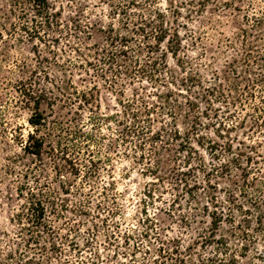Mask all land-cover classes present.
<instances>
[{
	"label": "rangeland",
	"instance_id": "rangeland-1",
	"mask_svg": "<svg viewBox=\"0 0 264 264\" xmlns=\"http://www.w3.org/2000/svg\"><path fill=\"white\" fill-rule=\"evenodd\" d=\"M49 1L52 12L60 14L58 21L63 25L74 28L77 22L82 25L99 22V27H105L109 22L106 18L108 8L100 0ZM203 1V13L194 15L188 26L198 40L188 37V42L184 43L190 62L189 75H198L205 88H215L212 96H208L210 103L204 104L200 98L205 91L194 90L198 104H201L200 111L204 110L220 121L229 114L237 116L235 121L246 120L248 128L239 125L232 133V137L237 138L232 144L234 149L231 154L224 155L235 156L237 148L253 156L260 153L263 158L257 159L264 169V123L258 122L262 128L256 124L257 114L251 108L256 105L264 110L261 102L264 101V84H256L258 79H264V0ZM20 11L13 0H0V264H30L28 260L40 264H131L129 254L137 244H141L142 253L135 258V264H143L145 249L150 248L154 254L160 244L153 232H150L152 239L149 241L142 237L150 225L144 222L146 216L142 214L145 207L143 190L150 180L141 175L142 167L133 162V152L125 156L130 146L119 139L118 131L122 128L110 118L115 114L122 116L118 102L123 97L107 90L92 70L89 75L75 66L83 61L70 48V45L81 46L76 38H64L56 29L49 31L47 28L41 30L42 39L31 38L20 29ZM29 14L33 15V12ZM89 33L93 39L84 40V45L104 44V35L96 28ZM250 49L253 53L247 56ZM83 51L87 52L84 48ZM170 66L178 70L172 60ZM69 83L79 91L88 90L97 83L99 93L95 105L100 108L89 106L91 111L87 107L79 108L78 103L64 106L60 102L51 103L55 97L62 96L60 91L75 99L74 88H70ZM124 90L126 98H132L135 90L142 93L138 84L128 85ZM221 91L224 97L220 96ZM252 93L254 98L250 97ZM27 94L32 96L31 100ZM37 99L41 101V112L49 117V121L64 120L73 129L77 127L93 134L94 139H73L68 153L54 156L47 142L42 157L29 155L22 143L31 131L28 120L36 112ZM148 101L157 102L155 99ZM180 101L186 102L185 98ZM243 106H246L244 110ZM260 115L264 119V113ZM92 117H105L108 121H100L97 126L96 121L90 119ZM211 121L217 123L216 118ZM51 142L57 147V138ZM62 157H66L68 163ZM206 157L210 163L209 155ZM95 169L100 174L91 177ZM29 189L45 198L47 218L55 231L51 238L43 234L41 246L33 245L31 250L26 248L29 236L18 237L20 228L15 222L26 203L20 193L24 191L26 195ZM161 192L157 193L156 205L148 206V216L157 220V232L169 241L182 236V230L163 212L168 208L170 197ZM171 227L173 231L168 232ZM199 227L194 226L188 235L182 236L184 245L198 240L196 231ZM228 232L230 227L225 224L218 236ZM255 235L259 244L262 243L261 235ZM126 236L131 237L127 243ZM231 243L234 248L241 245L238 240ZM257 247L261 248L255 246L243 264H263L254 260ZM40 248L46 251H40ZM206 252L215 253L211 248ZM198 253L202 254L203 250ZM20 254L26 256L20 258Z\"/></svg>",
	"mask_w": 264,
	"mask_h": 264
},
{
	"label": "trees",
	"instance_id": "trees-1",
	"mask_svg": "<svg viewBox=\"0 0 264 264\" xmlns=\"http://www.w3.org/2000/svg\"><path fill=\"white\" fill-rule=\"evenodd\" d=\"M100 1L108 8L106 18L109 22L105 27H99V22L86 25L77 22L74 28L63 25L58 21L60 14L52 12L49 0H13V3L21 8V15L18 16L22 20L21 31L31 38L42 39L41 30L56 29L64 38H76L81 46L70 45V48L83 61L75 66L89 75L92 70L95 78L102 80L107 90L123 97L118 102L122 116L115 114L110 118L122 128L118 131L119 139L130 146L125 156L133 152V162L142 167L141 175L150 180L144 186L142 199L145 205L142 214L146 216L144 222L150 225L147 228L149 231L142 233V237L149 241L152 239L150 232H153L160 244L154 254L150 248L145 249L143 264H243L255 246L261 248H256L254 260L264 264V169L257 159L263 157L260 153L256 152L253 156L238 148L235 156L224 155L231 154L234 149L232 144L237 138H233L232 133L237 131L239 125L240 128H248L247 121H235L237 116L232 117V114L220 121L218 117H210L208 112L200 111L201 104L210 103L208 96H212L215 88H205L198 75L188 73L190 62L184 51V43L188 42V37L198 40L188 26L194 15L203 13L205 1ZM30 11L33 15L29 14ZM94 28L104 35V44L84 45V40L93 39L89 31ZM55 42L59 43V40ZM252 53L250 49L247 56ZM170 60L178 70L171 68ZM180 74L183 76L178 77ZM135 84L139 85L142 93L135 90L132 98H126L124 88ZM256 84H264V79H258ZM69 87L74 88V85L69 83ZM195 89L205 91L200 98L201 104H198ZM98 93V84L94 83L88 90L74 88L75 99L60 91L62 96L55 97L51 103L60 102L62 106L78 103L79 108L87 107L93 111V106L100 108V105H95ZM27 96H30L29 100L32 99L31 95ZM220 96L224 97V92L221 91ZM250 97L254 98V94ZM180 98H185L186 102L182 103ZM149 99L157 102H150ZM39 100L35 101L36 112L28 120L31 131L22 143L29 155L42 157L47 142L54 156L68 153L73 139H94L93 134L85 133L81 128L73 129L64 120L49 121V117L40 110ZM245 108L243 106L242 110ZM251 108L257 114L256 124L259 120L263 124L260 113H264V110L256 105ZM211 118H216L217 123H213ZM90 119L95 120L97 126L101 124L100 121H108L105 117ZM230 121L234 123L230 124ZM262 124L258 126L262 128ZM53 138H57V147L52 146ZM110 150H114L112 145ZM204 154L209 155L210 163ZM62 159L68 163L66 157ZM99 174L95 169L90 176ZM222 180L226 182L222 183ZM161 190V195H168L170 200L168 208L160 211L182 230V236L188 235L194 226H200L196 231L198 240L192 244L184 245L182 236L166 241L157 232L159 224L155 218L148 216V206L156 205L159 198L157 193ZM20 196L26 203L15 218L20 228L18 237L29 236L26 248L31 250L33 245L41 246L43 234L51 238L55 231L47 218L45 198L32 189L26 195L21 191ZM225 224L230 227V232L218 236ZM167 230L172 232L173 228ZM254 233L261 235L262 243L259 244ZM124 239L127 243L131 237ZM233 240H238L241 245L232 247ZM140 245L133 246L129 254L131 264H135V258L142 253ZM209 248L215 253L210 255L206 252ZM200 249L203 250L202 254L198 253ZM40 251L46 250L40 248ZM19 256L23 258L26 255ZM28 262L40 264L36 260Z\"/></svg>",
	"mask_w": 264,
	"mask_h": 264
}]
</instances>
